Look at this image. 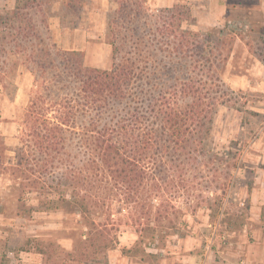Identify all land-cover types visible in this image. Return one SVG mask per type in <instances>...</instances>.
I'll return each mask as SVG.
<instances>
[{
    "label": "rangeland",
    "instance_id": "1",
    "mask_svg": "<svg viewBox=\"0 0 264 264\" xmlns=\"http://www.w3.org/2000/svg\"><path fill=\"white\" fill-rule=\"evenodd\" d=\"M46 1L51 7L57 0ZM202 1L201 22L196 15L199 9L194 8L198 0H177L168 6L147 0V5L155 14L176 6L190 17L183 21V28L212 33L210 43H217L212 64L218 65L232 102L217 106L207 146L221 152L224 161L216 165L223 175L231 171L232 177L225 178V174L215 179L213 169L200 164L197 169L191 167L193 172L189 171L186 181L181 182L176 173L157 179L161 191L153 198L145 191L152 181L145 179L139 192L129 198L134 207L127 205L125 195L103 193L98 197L97 182L92 183V191L98 193L87 194L89 202L84 209L74 206L72 188L61 185L58 178L47 179L52 189L28 186L36 181L45 161L35 156L39 160L28 162L32 171L19 164L18 147L33 145L36 140L30 132L27 109L38 92H47L46 84L56 95L68 91L60 89L62 84L75 90L71 73L64 71L61 63L66 48L57 40L67 44L68 39L51 28V38H43L42 46L35 37L30 39L33 50L18 54L11 52L14 48L8 31H0V135L7 146L4 156L0 151L1 264H185L187 254L231 256L255 239L256 224L264 223V61L254 53L258 45H264L259 37L264 35V0H218V5L215 0ZM71 6L65 13L60 5L53 12L45 7L43 14L31 9L33 21L29 23L36 36L42 15L44 22L49 18L54 23L62 16L71 25L80 14V8ZM116 9V0L108 1L105 8L101 2L97 4L98 18L105 20V25L99 21V33H105L106 38L87 47L91 53H84L86 66H113L112 48L105 41L111 35L108 24ZM5 22L7 26L9 22ZM134 24L139 25L138 20ZM43 33L46 36L45 28ZM18 42L25 45V41ZM185 63L189 60L182 61ZM73 137L59 161L77 165L83 153ZM227 162L235 167L230 170ZM100 185L107 191L115 188L116 181ZM152 201L156 206L148 215L142 206ZM170 203L175 207L170 208ZM165 207L167 217L163 216Z\"/></svg>",
    "mask_w": 264,
    "mask_h": 264
},
{
    "label": "trees",
    "instance_id": "2",
    "mask_svg": "<svg viewBox=\"0 0 264 264\" xmlns=\"http://www.w3.org/2000/svg\"><path fill=\"white\" fill-rule=\"evenodd\" d=\"M116 2L119 9L108 24L111 35L107 36L113 47V66H86L83 51L64 50L61 63L76 88L62 84L60 89L68 91L56 95L46 84L47 92L37 93L27 109L30 132L36 140L17 149L23 170H33L28 162L39 160L37 155L45 161L36 181L28 186L52 189L47 179L58 178L61 185L72 188L77 209L88 207L89 192L97 195L92 191L94 182L99 183L98 197L103 193L125 195L127 205L134 207L129 198L139 192L145 179L152 181L145 191L153 198L161 191L157 179L176 173L181 182L186 181L191 167L197 169L200 164L213 169L215 179L223 175L216 165L223 163L222 154L208 148L207 142L217 106L230 104L232 98L218 65L212 64L217 58L213 50L218 48L217 43H210L212 33L183 28V21L190 17L176 6L155 14L147 0ZM136 20L139 25L134 24ZM259 37L264 43V35ZM256 48L254 53L264 61V45ZM187 59L188 65H183ZM72 136L83 153L77 165L59 161ZM6 150L0 135L3 156ZM226 166L231 170L235 163ZM225 174V178L232 177L231 171ZM110 180L116 181L115 188L102 191L100 184ZM155 206L152 201L142 209L151 215ZM166 209L164 217L168 216Z\"/></svg>",
    "mask_w": 264,
    "mask_h": 264
},
{
    "label": "crops",
    "instance_id": "3",
    "mask_svg": "<svg viewBox=\"0 0 264 264\" xmlns=\"http://www.w3.org/2000/svg\"><path fill=\"white\" fill-rule=\"evenodd\" d=\"M108 1L112 3L114 2V0H61L60 2L57 0L50 7L46 0H0V30L7 29L10 32L9 38L14 48L11 50L12 53L20 54L26 52L27 50L32 51L33 42L30 39L35 37L38 38L41 43L39 46H42L43 38H51L49 36L51 28H54L55 31L59 32V37H66L68 39L67 44L63 39H57L60 44L64 45V48H66L65 50H76L83 51L84 53H91V50H88L87 47H92L91 43H96L98 38L105 36V33H99V21H103V24L105 25V20L103 18L101 20L98 18L97 4L101 2L103 8H105ZM151 1L154 4L168 6L177 0ZM24 2L26 3L25 5H23ZM58 4L64 7V13L68 7H72L71 5H76L77 8H80L79 16L70 25V22H66L65 18L63 19L62 16H55L58 19L54 23H52V19L49 20V18H47V21L44 22V16L42 15L43 19H41V22L39 23L40 28H37L36 30L39 35L36 36L37 33H34L33 25L29 23L30 20H32L30 18V10L35 7L38 13L43 14L45 7H50V12L52 10H56V6H59ZM215 4L218 5V0H215ZM202 6H205V3L202 0H198L197 4H194V8L196 7L199 9L196 10L198 22L202 21ZM22 12H25V14ZM53 16H51V18H53ZM7 17H9L10 20H8ZM5 21L9 22L7 26ZM44 28L47 32L46 36L43 33ZM18 40L20 42L25 41V45H21L19 42L17 43ZM28 40H30L29 43H27ZM71 40H73V42ZM105 44L111 45L107 40L105 41ZM37 48L39 47L37 46ZM111 48L113 52L112 45ZM254 236L255 239L249 244V246L240 251L234 250L235 252L231 256L224 255L223 253L218 257H214V255L209 252H206L205 255L187 254L184 258L185 264H264V223L256 224L254 228Z\"/></svg>",
    "mask_w": 264,
    "mask_h": 264
}]
</instances>
